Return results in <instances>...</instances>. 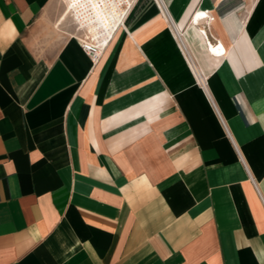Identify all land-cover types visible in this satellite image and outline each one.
<instances>
[{
	"label": "crops",
	"instance_id": "crops-1",
	"mask_svg": "<svg viewBox=\"0 0 264 264\" xmlns=\"http://www.w3.org/2000/svg\"><path fill=\"white\" fill-rule=\"evenodd\" d=\"M93 1L0 0V264H264V0Z\"/></svg>",
	"mask_w": 264,
	"mask_h": 264
},
{
	"label": "rangeland",
	"instance_id": "rangeland-1",
	"mask_svg": "<svg viewBox=\"0 0 264 264\" xmlns=\"http://www.w3.org/2000/svg\"><path fill=\"white\" fill-rule=\"evenodd\" d=\"M61 3L66 4L65 15H68V18H70L71 24L76 29V32L84 36L89 34V25L93 19H100L102 17L105 22L107 21L101 9L96 11L95 6L99 8V4L96 1L94 3L93 0H61Z\"/></svg>",
	"mask_w": 264,
	"mask_h": 264
},
{
	"label": "built area",
	"instance_id": "built-area-1",
	"mask_svg": "<svg viewBox=\"0 0 264 264\" xmlns=\"http://www.w3.org/2000/svg\"><path fill=\"white\" fill-rule=\"evenodd\" d=\"M134 1L135 0H133V4L130 7V9H128V12H127L124 20L126 19L128 14L130 13V11L134 5ZM207 18H208V16L206 15V17H204V19H207ZM124 20H123V22H124ZM123 22H122L121 26L123 25ZM203 34L205 35V37H207V34L204 31H203ZM113 35H112V37H113ZM112 37L110 38V40L112 39ZM87 40H90V37H87ZM110 40L108 41V43L110 42ZM92 41L94 42L93 39H91V42ZM91 42L82 41L81 42V48L89 56V58L92 60L93 63H97L101 59L108 43L106 45H101L99 43L95 44V43H91ZM208 43H209V47L211 48L212 45L210 44V42H208ZM213 46H215V48L217 49L220 45L219 44L215 45L213 43ZM211 50H212V48H211ZM222 53H224V51Z\"/></svg>",
	"mask_w": 264,
	"mask_h": 264
},
{
	"label": "bare ground",
	"instance_id": "bare-ground-1",
	"mask_svg": "<svg viewBox=\"0 0 264 264\" xmlns=\"http://www.w3.org/2000/svg\"><path fill=\"white\" fill-rule=\"evenodd\" d=\"M159 3V2H158ZM165 11V10H164ZM200 16H203V17H206V15L205 14H199V17ZM196 23H197V25H201L200 24V22L198 21V20H196ZM203 23H205V21L203 22ZM208 25V24H207ZM202 27V26H201ZM208 27V26H207ZM208 29V28H207ZM205 33L207 34V32L205 31ZM87 37H90V36H87ZM87 37H85V39H84V41H86V42H91V39H93L94 40V42L92 41L91 43H95L96 44V42H95V39L93 38V37H90V40H87ZM211 44H212V42H211Z\"/></svg>",
	"mask_w": 264,
	"mask_h": 264
}]
</instances>
